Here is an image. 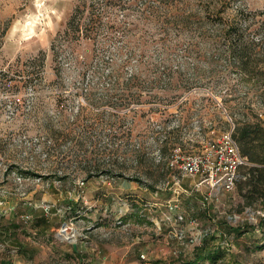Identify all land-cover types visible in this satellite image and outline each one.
<instances>
[{
	"label": "rangeland",
	"instance_id": "374dc122",
	"mask_svg": "<svg viewBox=\"0 0 264 264\" xmlns=\"http://www.w3.org/2000/svg\"><path fill=\"white\" fill-rule=\"evenodd\" d=\"M78 2L92 39L56 37ZM234 24L264 60V0H0V68L45 52L42 71L0 73V216L24 232L0 225V264H108L110 250L163 228L182 234L167 264L204 241L230 262L264 264V200L249 205L239 181L226 190L206 171L189 177L168 164L175 153L210 152L232 128L223 97H264L233 70L211 72L218 35ZM129 55L119 81L137 78L104 102L108 79L88 85L93 65ZM168 65L180 71L165 75ZM169 135L179 146L160 150ZM176 187L180 222L167 208Z\"/></svg>",
	"mask_w": 264,
	"mask_h": 264
},
{
	"label": "trees",
	"instance_id": "16d2710c",
	"mask_svg": "<svg viewBox=\"0 0 264 264\" xmlns=\"http://www.w3.org/2000/svg\"><path fill=\"white\" fill-rule=\"evenodd\" d=\"M82 5V2L77 3L74 12L68 17L63 30L59 31L56 37L68 36L71 38L69 41H74V39L77 38L86 39L88 41L92 39L91 37L95 31H93V29H88L87 26L86 28H81V25L78 23L79 20L76 18L75 12L82 11ZM4 33L5 31H0V47L3 42ZM218 37L220 39L217 44V47L219 48L218 53H211V72H217L218 70H222L224 68L227 70H233L240 78L248 82L251 81L253 86L257 87V89H261L260 92L264 95V60L254 58L257 54L253 53V49L257 44L251 43L249 47V43L245 40V29L241 28L238 24L229 25L218 35ZM261 41L262 38H260V43ZM261 45L263 44L261 43ZM54 49L55 45L53 44L51 46V53L53 55L56 54ZM87 51V54H90L94 51V49L91 48ZM252 54H254V56H252ZM44 58L45 52L39 51L37 54L30 56L25 63H20L19 60H16L6 68H0V73L7 76L9 74H22L24 72L32 73L35 72L34 68L36 66H38L37 68L42 71L44 69ZM130 58L131 56L129 55L121 62L113 61V59H111L107 64L104 61L103 65H101L102 61H100L96 65H93L92 78L88 85H90L89 88L98 87L100 84L98 81H100L102 77L108 79L106 84L103 86L104 89H107L102 97L105 98L104 102L110 101H108V98L112 95L109 96V92L114 91L117 87L120 88L122 92L127 91L130 84H132V80L137 78V74L132 72V74L130 73L126 76L123 82L119 81V79L123 76L125 64L130 61ZM222 63H224V67ZM150 67L153 69L154 65L150 64ZM104 69L106 70V74L103 72ZM165 69L166 67H163L162 70ZM190 69L192 70L191 67ZM178 71H180L178 67L173 69L170 65H168V74L165 75L175 74ZM162 73L164 72L162 71L161 74ZM146 77L149 78V74L146 75ZM10 79L13 81L7 85V88H12L16 85L15 78L13 77ZM152 79L155 78L152 77ZM156 79H161V75L157 76ZM170 79L171 78L168 77L167 83ZM221 102L232 122L231 136L238 146L239 153L248 162L247 165H242L239 168L241 170L239 174L241 176H245V178H239L237 181L240 182L239 191L245 200V203L252 205L256 202L264 200V121L260 117V113L257 111V107H264V97L261 96V99H256L255 103L251 101L232 102V98L227 99L225 97L221 99ZM127 103L129 105L130 102ZM117 107L120 108L119 106ZM223 122L228 125V127L231 125L229 122H225V120ZM171 140L172 139H170L169 135V138H166V140H164L161 144L160 150L165 151L167 149L166 145L168 142L173 144L171 146L172 148L179 146L177 139L176 141L175 139ZM130 150L135 152L133 157L135 159L134 161L137 162L139 149L131 148ZM122 168L125 169L124 166H122ZM73 251H75V249H73ZM206 263L244 264L240 262H230V260L226 259V250L223 249L222 246L211 247L208 246L205 241L196 245L190 255H179V258L176 261V264Z\"/></svg>",
	"mask_w": 264,
	"mask_h": 264
},
{
	"label": "built area",
	"instance_id": "2783aa9c",
	"mask_svg": "<svg viewBox=\"0 0 264 264\" xmlns=\"http://www.w3.org/2000/svg\"><path fill=\"white\" fill-rule=\"evenodd\" d=\"M231 130L232 128L220 135L218 141L211 145L210 152L203 154L191 152L184 156L175 153L168 161L169 166H177L184 175L189 177H194L197 174L202 175L206 171L204 180H208L210 184H219L226 190L232 189L239 178H245L239 174V168L242 165H247L248 162L239 153L238 146L231 136ZM176 191V197L169 201L167 208L171 213L170 219L180 222L184 217L178 205L180 189L176 187ZM189 223L195 224L196 219L191 218ZM178 238L182 239L181 232ZM191 240L193 241L194 238ZM173 254L178 255L177 249L173 251Z\"/></svg>",
	"mask_w": 264,
	"mask_h": 264
},
{
	"label": "crops",
	"instance_id": "0c3cea01",
	"mask_svg": "<svg viewBox=\"0 0 264 264\" xmlns=\"http://www.w3.org/2000/svg\"><path fill=\"white\" fill-rule=\"evenodd\" d=\"M0 225L4 228L11 226L20 234L24 233L22 223L18 221V218L11 220L7 215L3 218L0 216ZM164 231L165 228L155 237L151 235L144 238L136 237L128 245H121L118 253L115 249L110 250L108 264H167V257H172L173 251L177 249L175 244H180L182 241L176 238L178 233H173L174 237L170 238V234ZM105 258L106 256H102L99 264H102Z\"/></svg>",
	"mask_w": 264,
	"mask_h": 264
},
{
	"label": "water",
	"instance_id": "95a60500",
	"mask_svg": "<svg viewBox=\"0 0 264 264\" xmlns=\"http://www.w3.org/2000/svg\"><path fill=\"white\" fill-rule=\"evenodd\" d=\"M73 247L75 248V244H73Z\"/></svg>",
	"mask_w": 264,
	"mask_h": 264
}]
</instances>
